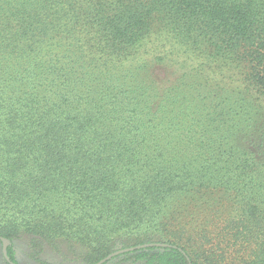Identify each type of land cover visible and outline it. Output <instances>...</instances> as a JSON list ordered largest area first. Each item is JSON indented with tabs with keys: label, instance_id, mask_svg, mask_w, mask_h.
<instances>
[{
	"label": "trees",
	"instance_id": "obj_1",
	"mask_svg": "<svg viewBox=\"0 0 264 264\" xmlns=\"http://www.w3.org/2000/svg\"><path fill=\"white\" fill-rule=\"evenodd\" d=\"M4 239L264 264V0H0Z\"/></svg>",
	"mask_w": 264,
	"mask_h": 264
},
{
	"label": "rangeland",
	"instance_id": "obj_2",
	"mask_svg": "<svg viewBox=\"0 0 264 264\" xmlns=\"http://www.w3.org/2000/svg\"><path fill=\"white\" fill-rule=\"evenodd\" d=\"M17 254L19 264H83L82 260L79 259V254L70 255L68 259H65L64 256L62 257L51 251L41 254L38 259H35L28 243L23 241L17 242ZM74 257L78 260H74ZM0 264H6L2 256H0Z\"/></svg>",
	"mask_w": 264,
	"mask_h": 264
},
{
	"label": "water",
	"instance_id": "obj_3",
	"mask_svg": "<svg viewBox=\"0 0 264 264\" xmlns=\"http://www.w3.org/2000/svg\"><path fill=\"white\" fill-rule=\"evenodd\" d=\"M4 242H5V244L8 243V241L5 239H4ZM142 247H146V246H141V247H137V248H129V249H124V250L120 249V250L116 251L115 253L109 255L108 257H106L105 259H103L102 261H100L97 264H105V263L109 262L110 260H112L114 257H117L123 253L132 252V251L141 249Z\"/></svg>",
	"mask_w": 264,
	"mask_h": 264
},
{
	"label": "flooded vegetation",
	"instance_id": "obj_4",
	"mask_svg": "<svg viewBox=\"0 0 264 264\" xmlns=\"http://www.w3.org/2000/svg\"><path fill=\"white\" fill-rule=\"evenodd\" d=\"M1 245V244H0ZM7 245H8V243L7 244H5V242L3 243V245H1V254H0V256H2V258H3V260L5 261V263L6 264H12V262L8 259V257H6V255H5V257L3 256V253L5 252V249H6V247H7ZM5 254V253H4ZM18 254H17V243H16V259H17V262H18V264H19V261H18V256H17Z\"/></svg>",
	"mask_w": 264,
	"mask_h": 264
}]
</instances>
